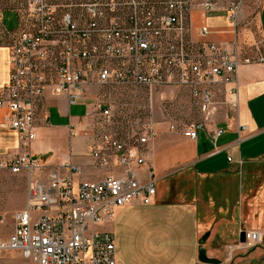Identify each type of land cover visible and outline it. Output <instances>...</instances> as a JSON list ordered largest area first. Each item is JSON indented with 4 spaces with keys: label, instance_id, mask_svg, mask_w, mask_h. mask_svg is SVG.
I'll return each mask as SVG.
<instances>
[{
    "label": "built area",
    "instance_id": "built-area-1",
    "mask_svg": "<svg viewBox=\"0 0 264 264\" xmlns=\"http://www.w3.org/2000/svg\"><path fill=\"white\" fill-rule=\"evenodd\" d=\"M202 5L204 14L215 10L208 0ZM189 7V0H27L16 10L18 28L0 27L9 39L11 68L0 96V109L6 111L0 124L19 139L16 151L0 156V171L23 174L27 182L25 204L13 214L9 234L0 214V254L17 251L33 264H118L114 238L101 227L113 222L119 208L152 204L155 179L146 155L158 133L156 123L151 119L140 132L129 127L120 133L113 127L119 122L109 100L92 97V88L116 93L137 87L182 89L198 117L167 119L168 129L191 140L199 130L214 142L223 135L212 120L216 99L228 96L227 105L236 108L238 68L251 60L240 58L237 45L206 40L205 26L199 33L206 41L190 39ZM237 11L229 12L232 23ZM46 92L65 95L68 105L94 98L81 132L95 139L88 152L96 167L108 170L104 177L75 183L31 154ZM165 103L171 102L162 107ZM63 167L77 172L71 163ZM243 234L242 248L260 244L259 232Z\"/></svg>",
    "mask_w": 264,
    "mask_h": 264
},
{
    "label": "crops",
    "instance_id": "crops-1",
    "mask_svg": "<svg viewBox=\"0 0 264 264\" xmlns=\"http://www.w3.org/2000/svg\"><path fill=\"white\" fill-rule=\"evenodd\" d=\"M7 28L0 17L2 29ZM202 26L209 30L207 39L227 44L231 36L229 21L224 14L202 13ZM259 29L264 36V0L258 13ZM192 29L194 24H191ZM197 28V27H195ZM195 41L199 37L195 36ZM9 39L0 32V96L8 84ZM264 59V58H263ZM236 108L217 100L212 120L223 135L213 141L204 131L188 139L181 131H170L167 124L156 123L158 133L147 148V167L153 171L155 197L152 204L133 203L116 210L112 223L101 230L114 238L118 264H136L135 251L141 250L152 264H208L201 259H215L212 264H264V62H242L236 82ZM35 144L37 158L49 170L62 177L94 181L105 176L107 169L93 164L89 148L95 140L81 132L87 129L84 114L71 116L73 108H82L87 96L76 105H68L66 96L44 94ZM6 114L0 109V121ZM198 117V115H197ZM57 120L53 125V120ZM54 138L58 144L53 153L41 146L43 138ZM17 133L0 124V156L17 150ZM40 146V147H39ZM71 163L77 172L64 168ZM27 182L25 176L0 171V213L13 214L23 209ZM8 231V230H7ZM9 234V232H7ZM257 231L262 239L254 250L240 245L241 234ZM232 249L228 255L227 248ZM148 264H150L148 262Z\"/></svg>",
    "mask_w": 264,
    "mask_h": 264
},
{
    "label": "rangeland",
    "instance_id": "rangeland-1",
    "mask_svg": "<svg viewBox=\"0 0 264 264\" xmlns=\"http://www.w3.org/2000/svg\"><path fill=\"white\" fill-rule=\"evenodd\" d=\"M77 0H66V3H74ZM84 1V0H83ZM156 2L162 3L165 0H155ZM206 0H189V15L187 23V34L190 39L198 36V41H206L201 38L199 29L203 24V19L200 17L203 11V3ZM215 5L214 12L218 14H224L228 19L229 12L231 9L237 7L236 22L232 23L229 19V31L230 37L227 45H237L240 58L254 61V59L262 57L264 58V36L259 29V18L258 13L261 8V0H208ZM27 4V0H0V13L2 15V23L9 29H13L17 26L16 17L13 12L6 10H18V8H24ZM212 12V11H211ZM194 24L192 29L191 24ZM197 27V28H195ZM197 41V42H198ZM209 41V40H208ZM95 95L94 98H104L109 100V104L112 108V115L114 119L119 122L115 124L114 129H119L120 133H124L127 128L134 129V131L140 132L145 126L150 124L151 119L154 123L167 124L165 120H178L181 119L186 122H191L197 117L195 106L190 101L189 95L182 89L173 90L170 88H159V87H137L129 91L121 92H107L101 91V89L91 90ZM97 93V94H96ZM164 102H171L170 104H163ZM82 108H73L71 116H81L86 111V106L91 104L89 100H84ZM125 117L129 119L131 124L124 121ZM151 117V118H150ZM113 119V120H114ZM57 120H53L52 124ZM43 142L46 145L45 149H48L46 156L53 153V147H57L56 140L54 138H43ZM40 147V146H39ZM37 149L35 144H32L31 154L34 157L37 155ZM40 158V157H38ZM1 193H6V190H0ZM1 214V213H0ZM5 215V214H4ZM11 216L12 213L5 215V224L2 225L3 229L7 232L11 231ZM254 250V249H251ZM251 250H243V254L248 253ZM136 264H152L151 260H148L146 254L140 249L135 251ZM0 264H33L30 260L23 259L17 251L3 252L0 254Z\"/></svg>",
    "mask_w": 264,
    "mask_h": 264
},
{
    "label": "water",
    "instance_id": "water-1",
    "mask_svg": "<svg viewBox=\"0 0 264 264\" xmlns=\"http://www.w3.org/2000/svg\"><path fill=\"white\" fill-rule=\"evenodd\" d=\"M241 235H242V236H241V238H240V242H243V241H244V234L242 233ZM200 254H201V259H202L204 262H206V263H208V264L217 263V261H216L215 259H212V260L205 259V256H204L205 252H204V251H201Z\"/></svg>",
    "mask_w": 264,
    "mask_h": 264
}]
</instances>
